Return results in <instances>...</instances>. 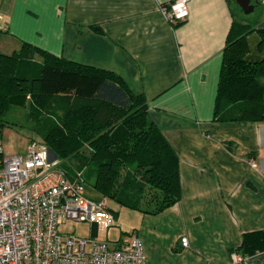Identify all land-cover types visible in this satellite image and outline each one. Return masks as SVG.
Returning <instances> with one entry per match:
<instances>
[{"label":"crops","instance_id":"1","mask_svg":"<svg viewBox=\"0 0 264 264\" xmlns=\"http://www.w3.org/2000/svg\"><path fill=\"white\" fill-rule=\"evenodd\" d=\"M172 1L0 0V48L28 42L110 70L145 96L151 122L179 158L181 193L157 213L129 209L145 264H264V252L232 257L242 234L264 229V124L213 121L223 49L243 35L254 48L264 32V0H251L250 15L235 0H190L178 24L161 8ZM88 189L86 197H96Z\"/></svg>","mask_w":264,"mask_h":264},{"label":"trees","instance_id":"2","mask_svg":"<svg viewBox=\"0 0 264 264\" xmlns=\"http://www.w3.org/2000/svg\"><path fill=\"white\" fill-rule=\"evenodd\" d=\"M238 26L243 34L251 33L250 25ZM1 33H6L2 27ZM259 34L254 48L245 35L225 45L213 121L264 124V32ZM19 47L11 54L0 50V133L8 108L31 103L27 118L34 120L38 105L53 103L64 113L60 122L35 117L33 129L58 154L65 174L73 179L81 171L84 195L89 187L96 193L93 200L111 197L121 207L144 213H157L180 199L179 158L151 122L142 93H134L110 70L28 42ZM84 142L91 150L80 157L85 168H73L65 158ZM242 236L236 252L245 258L264 252V229Z\"/></svg>","mask_w":264,"mask_h":264},{"label":"built area","instance_id":"3","mask_svg":"<svg viewBox=\"0 0 264 264\" xmlns=\"http://www.w3.org/2000/svg\"><path fill=\"white\" fill-rule=\"evenodd\" d=\"M190 0H174L161 7L170 23L189 15ZM50 152V154H49ZM26 154L4 153L0 138V264H145L144 243L131 232L111 246L94 237L61 231L65 220L92 222V215L107 210L106 200L84 195L81 171L65 174L58 154L42 142H31ZM250 167L257 169L254 159ZM106 223L116 219L108 211ZM184 247L188 239L181 238ZM233 260H246L233 253Z\"/></svg>","mask_w":264,"mask_h":264},{"label":"rangeland","instance_id":"4","mask_svg":"<svg viewBox=\"0 0 264 264\" xmlns=\"http://www.w3.org/2000/svg\"><path fill=\"white\" fill-rule=\"evenodd\" d=\"M249 17V16H245ZM244 17V18H245ZM20 48H16L15 50H19ZM1 52L6 54H11L12 51H4L0 48ZM50 102V101H49ZM31 104V103H30ZM30 104H26L25 107L13 106L8 108L5 112L4 119H6L7 123L2 126V132L0 133L1 142L4 146V153L9 156H14L15 154L25 155L26 148L28 144L31 142H44L40 138L41 135L33 129L35 127L34 123L36 118L47 119L48 121L56 120L55 122H60L61 117H63L64 113H61L59 109H56L53 103H47L43 106L38 105L39 111L35 110L34 120L27 118V113L30 110ZM38 109V108H37ZM60 111V112H59ZM32 114L31 116H34ZM44 119V120H45ZM54 123V122H53ZM52 124V123H51ZM85 145L78 150L73 156L66 157L65 160L68 163H71L73 168L76 167L78 169L85 168L83 164L80 162V157H85L89 155L91 151L84 142ZM106 207L113 208L116 213V221L113 225L108 226L106 223V211L102 210L96 212L92 215V221L98 222V235L94 237L96 241H106L109 242L112 246L115 241L119 239H123L128 234H130L132 230V213L128 208L121 207L118 203H116L111 197L106 198ZM91 221L87 222H73L71 220H65L64 225L61 227V231L63 233L69 232L73 233L76 236L88 238L91 237ZM128 233V234H127Z\"/></svg>","mask_w":264,"mask_h":264},{"label":"water","instance_id":"5","mask_svg":"<svg viewBox=\"0 0 264 264\" xmlns=\"http://www.w3.org/2000/svg\"><path fill=\"white\" fill-rule=\"evenodd\" d=\"M236 4L239 8L242 9L243 13L245 15H250L252 14V12L254 11V5H251V0H235ZM98 224L97 222H93L91 223V237H97L98 235Z\"/></svg>","mask_w":264,"mask_h":264},{"label":"bare ground","instance_id":"6","mask_svg":"<svg viewBox=\"0 0 264 264\" xmlns=\"http://www.w3.org/2000/svg\"><path fill=\"white\" fill-rule=\"evenodd\" d=\"M49 154H50V152H49Z\"/></svg>","mask_w":264,"mask_h":264}]
</instances>
